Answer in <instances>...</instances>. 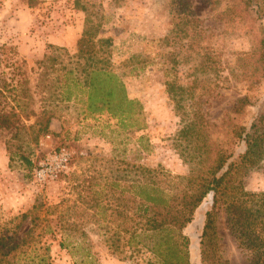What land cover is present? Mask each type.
I'll use <instances>...</instances> for the list:
<instances>
[{"label":"rangeland","instance_id":"374dc122","mask_svg":"<svg viewBox=\"0 0 264 264\" xmlns=\"http://www.w3.org/2000/svg\"><path fill=\"white\" fill-rule=\"evenodd\" d=\"M83 1L101 14L98 38L111 40L100 42L101 54L143 106L140 130L52 95L56 74L50 61L48 71L40 61L49 54L71 66L85 28ZM263 30L264 19L239 0H0V111L22 100L26 126L0 137V222L17 224L27 213L20 232L35 220L54 264H75L77 242L101 264H148L150 254L134 250L132 242L141 226L133 185L153 181L171 193L189 189L188 177L210 166L219 151H245L234 131L253 124L259 157L242 182L247 190L264 191ZM159 51L166 62L177 55V93L168 89ZM44 108L53 115L50 131L36 137L30 126ZM193 128L203 133L194 135ZM7 139L31 164L18 154L10 159ZM61 148L72 154L69 171L37 182L33 169ZM207 208L203 203L185 229L193 264H200ZM218 226L222 255L230 264H247L224 212ZM114 239L121 253L112 252ZM61 241L69 247L62 249Z\"/></svg>","mask_w":264,"mask_h":264},{"label":"trees","instance_id":"16d2710c","mask_svg":"<svg viewBox=\"0 0 264 264\" xmlns=\"http://www.w3.org/2000/svg\"><path fill=\"white\" fill-rule=\"evenodd\" d=\"M239 1L254 7L258 18L264 19V0ZM81 7L86 12L85 28L71 66L64 65L59 57L49 54L40 61L46 71L49 70L46 62L50 61L54 75L56 74L52 95L59 101L77 100L83 103L91 116L110 114L119 120L123 128L129 126L140 130L145 125L142 104L139 100L130 98L122 77L113 69L108 58L101 54L103 49L99 46L100 42L111 41L98 38L97 27L101 14L89 1H83ZM259 49L261 58H264V30ZM159 52L158 55L163 58L159 64L167 78L168 89L170 93H177L181 87L175 83L172 73L173 67L179 63L177 55L166 62L167 57L162 51ZM254 55L255 52L252 56ZM170 64L172 67H169ZM144 68L145 66L141 67ZM24 104L21 100L18 101V106L0 111V137L4 132H11L12 136H16L26 128L21 121L24 117ZM36 116V125L30 127L37 129L38 137L50 131L53 115L44 108ZM195 126L194 124L193 127ZM255 129V124L250 130L245 127L236 128L234 137L245 143V151H219L210 166L194 170L188 177L187 190L180 193L167 192L153 181L133 185L134 199L140 201L136 207V216L141 219V226L133 232L132 242L134 250H145L150 254L148 264H193L191 239L185 229L194 220L196 210L203 203L208 208L199 242L200 264H230L221 250L218 232L221 212L226 214L227 227L235 236L238 247L247 254V264H264V191L247 190L242 182L245 170L258 162L256 146L260 136ZM202 133L203 130L199 128L196 134L200 136ZM193 134L196 135L194 128ZM5 143L12 161L18 154L27 164H31L24 154L16 151L17 147L12 140L7 139ZM198 161L203 165L205 160L200 158ZM124 191H121V195ZM27 217V213L22 214L21 221L17 224L13 220L0 222V264H54L50 243L43 240L39 224L35 220H32V226L25 233L20 232L21 224ZM119 242V239H114L110 245L113 253L122 252L119 250ZM60 246L62 249L68 248L69 244L61 241ZM73 249H76L72 252L75 264H101L95 254L81 242H77Z\"/></svg>","mask_w":264,"mask_h":264},{"label":"built area","instance_id":"2783aa9c","mask_svg":"<svg viewBox=\"0 0 264 264\" xmlns=\"http://www.w3.org/2000/svg\"><path fill=\"white\" fill-rule=\"evenodd\" d=\"M71 158V152L67 148H61L56 154L40 162L33 169L34 179L37 182L45 183L48 180L58 178L62 173H67L70 168Z\"/></svg>","mask_w":264,"mask_h":264}]
</instances>
